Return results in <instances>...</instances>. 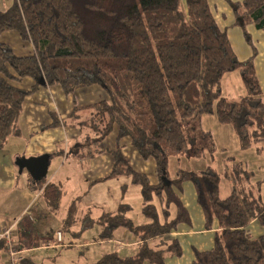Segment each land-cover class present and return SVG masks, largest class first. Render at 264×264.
I'll use <instances>...</instances> for the list:
<instances>
[{"label":"trees","instance_id":"1","mask_svg":"<svg viewBox=\"0 0 264 264\" xmlns=\"http://www.w3.org/2000/svg\"><path fill=\"white\" fill-rule=\"evenodd\" d=\"M232 4L236 23L245 31L251 23L264 30V0ZM7 30L29 41L32 52L19 55L0 42V148L10 135L20 133L24 101L40 86L58 83L69 96L98 83L109 99L74 106L71 117L88 111L81 123L89 132L73 153L85 156L91 140L104 139L117 125L118 138L129 136L144 158L156 160L160 179L153 183L120 148L111 151L114 164L102 180L129 175L140 186L147 221L130 218L129 203L104 212L95 221L101 238L112 239L118 229L127 230L136 238L135 251L105 253L91 264H166L167 253L182 256L181 241L173 234L192 222L182 197L187 181L194 185L204 229L217 224L213 245L194 247L188 264H264V233L254 236L250 231L253 221L264 223V179L253 180L254 172L230 156L224 173L233 186L222 197L221 174L215 168L179 170L174 178L167 172L171 156L201 157L216 149L212 133L202 126L205 113L235 125L242 148L264 143V99L254 58L238 57L209 0H186L184 6L181 0H13L7 9L0 8V34ZM237 69L246 92L227 97L221 80ZM27 77L34 81L30 88L21 85ZM58 123L54 115L51 125ZM62 191L54 182L45 185L50 208L59 207ZM81 200L78 196L70 204L67 230ZM84 221L94 223L89 214Z\"/></svg>","mask_w":264,"mask_h":264},{"label":"rangeland","instance_id":"2","mask_svg":"<svg viewBox=\"0 0 264 264\" xmlns=\"http://www.w3.org/2000/svg\"><path fill=\"white\" fill-rule=\"evenodd\" d=\"M185 1L181 0L183 6ZM209 1L219 25L226 29L238 57L247 59L253 56L264 99V30L251 23L247 25L245 31L239 23H236L232 1L237 0ZM12 3L13 0H0V8L7 9ZM0 42L8 43L17 54L32 52L31 43L24 40L16 30L2 32ZM29 80L32 81V78H25L21 85L27 87L26 81ZM51 86L56 87L54 89H59V105L63 112L68 107L71 109L68 113L63 114L64 120L61 124L49 126L47 130L40 131L36 136L39 141L44 137L47 138L48 143H53L55 148L62 152L58 154L60 164L67 160L58 174L64 190L61 204L57 209L50 208L40 190L31 189L33 179L28 169L25 168L20 172L15 160L12 161L13 163H8L6 155L0 151V225H10L18 220L13 229V236L22 241L25 248H30L29 251L24 252L27 258L25 264H29L28 262L33 264H91L99 260L103 254L112 251H118L122 255L131 254L135 251V247L133 245L125 246L133 240L134 236L130 232L118 229L112 239H102L100 226L95 221L104 212L116 211L120 203H129L131 208L127 215L136 223L146 222L147 218L142 212L140 186L132 183L131 177L124 174L105 183L103 180L98 186L89 187L90 173L94 175L100 170V165H93V161L94 159L98 161L100 155L103 159L105 157L113 159L111 151L120 148L129 163L137 171L148 174L150 180L157 182L160 177L156 170V160L153 157L144 158L132 145L129 136L118 138V127L115 125L111 133L104 139L91 140V145L86 146L84 151L86 152L85 156L93 154L94 159L89 158L82 162L79 155L72 153V146L86 141L89 127L85 123L82 124L81 120L85 119L82 116H87L88 111H81L79 118L71 117L77 102L75 99L72 100L71 96H68L70 98L65 96L60 84L56 83ZM220 88L222 94L227 97H238L246 92L238 69L224 74ZM82 91L84 98L80 95ZM102 91L98 83L76 89L74 95L78 96V106H81L82 102H94L96 95L99 96ZM104 92L109 99V94L105 88ZM93 93L96 94L95 97L86 99ZM202 126L212 133L216 149L213 152H206L201 157L191 154L171 156L167 164V172L170 178L176 177L179 170L201 172L208 167L215 168L221 174L220 194L222 197H226L231 193L233 183L224 172L229 167L231 161L229 157L232 156L234 160L242 161L246 168L254 172L253 180L264 179L263 142L254 144L249 148H242L235 125L220 123L215 113H205L202 116ZM59 135L61 136L58 137ZM31 140L32 138L27 139L28 142ZM56 171L57 167H51L45 179L53 177V173ZM102 188H105L107 192L103 193ZM29 192L32 195L28 198V200L30 199L28 205L33 201L31 208L36 211L37 219L32 225L23 217L24 212L22 213ZM77 195H84L85 200L75 222L66 231L64 225L68 208ZM262 195L264 196V189ZM183 198L190 210L193 224H184L180 230L187 228L197 231L181 238L182 256L167 253L166 264L190 262L193 258L194 246L210 248L213 245V242L210 241L212 234H203L198 231L204 224V214L196 201L195 188L191 181L185 183ZM86 213L94 220L90 226H88V222L82 220ZM58 231L65 232L62 242L57 241ZM250 231L254 236L263 234L264 223L258 220L253 221L250 225ZM40 237L42 239H39Z\"/></svg>","mask_w":264,"mask_h":264},{"label":"crops","instance_id":"3","mask_svg":"<svg viewBox=\"0 0 264 264\" xmlns=\"http://www.w3.org/2000/svg\"><path fill=\"white\" fill-rule=\"evenodd\" d=\"M19 55H25V54H19ZM33 82H34L33 79H32V81L31 80L26 81V84H28V86L26 87V85H24V87L30 88L32 86ZM54 88H56V87L51 86V85H48V86L42 85L26 97V99L24 101L22 113H21L19 120H18V126L20 128V133L17 135H10L7 138L5 145L2 148H0V151L3 153V155H6L8 163L9 162L13 163L14 160L16 162L17 157H20L21 155H24L26 157L40 156L42 154H49L50 155V157H49V169L51 167L54 168V166H55V167H57V171L53 173V177H50L47 180L46 179L43 180V183H37L32 178L33 183L31 185V189L36 188V189L40 190L45 201H46V199L44 197L43 188L48 183L54 182L57 185H59L63 190L62 180H61L60 176L58 177V174L61 171V169L64 167V165L67 163V160H66L65 162H62L60 164V160L58 159V154H60L62 152H60V150H58V148H55V145H53V143H48V139L45 137L41 141H39L38 137L36 136L40 131L47 130L49 126H53L51 124L54 121V115L60 121V123H58V124H61L62 121L64 120L63 114L64 113L66 114V112L68 113L69 110L71 109L70 107H68L67 110L65 112H63V110L61 109V107L59 105L60 104V99H59L60 95H59V91H58L59 89H54ZM100 88H102L103 91H102V93L99 94V96H97L95 93H93L90 97L86 98V99H89L91 97H95V95H96L95 100H93L94 102H82L80 105L85 106L88 104L98 102V101L103 100V99H107L106 94L104 92V87L102 85H100ZM83 94H84V92L82 91L80 93L82 98H84ZM65 96L67 98H70L66 94H65ZM69 96H71L73 98L72 100L75 99V101L77 102V105L79 104L78 96L76 94L75 95L74 94L69 95ZM58 124H55V125H58ZM61 135H62V131H61ZM61 135H59L58 137H60ZM28 138H32V140L28 142L27 141ZM75 145H78V144H74L72 146V150H73V147ZM72 153H73V151H72ZM79 158L82 162H84V160H87L89 158H92V160H93L94 156L92 154L89 156H81V157L79 156ZM99 158L100 159H98V161H96L97 159H94L93 165H97V166L100 165V170H99V172H97L94 175L92 173H90V179H91L90 181L91 182H89V187L98 186L100 184V182L103 181L102 177L107 175L113 167V164H114L113 159H110L109 157H105V159H103V157H101V155ZM49 169H48V173H49ZM115 178H110V179H107L103 182L105 183L106 181H111V180H114ZM149 178H150V176H149ZM54 179H57V180H54ZM151 182H153V181L151 180ZM157 182H153V183H157ZM101 190L103 193L107 192V190H105V188H102ZM63 193H64V190L62 191V197H63ZM30 195H32V194H30V192H29L27 194L26 201L24 202L22 213L26 212L25 214L23 213V217H25L27 219V221L32 225L36 222L37 219H36V211L31 208L33 205V201L30 202V204H29L30 206L28 205V203L30 201V199L28 200V198ZM78 196H82V200H81V206L79 208V212L77 215H79L81 207H82V203L85 200L84 195H77L75 198H77ZM75 198H73V200ZM61 200H62V198H61ZM183 200H184V198H183ZM184 202H185V200H184ZM60 204H61V202H60ZM47 205H48V203H47ZM69 207H70V205H69ZM68 212H69V208H68ZM189 212H190V210H189ZM85 215L82 218L83 221L85 220ZM190 216H191V213H190ZM67 217H68V215H67ZM67 217H66V219H67ZM66 219H65V222H66ZM191 220H192L191 224H193L192 216H191ZM12 224H10V225H12ZM10 225L4 224V225H0V226H10ZM64 227H65V225H64ZM64 229L66 231H68L66 228H64ZM216 229H217V224H215L214 228L210 229V230L204 229V224H203V226L198 231L203 233V234H212V240L210 239V241L213 242L214 241V232ZM196 231L197 230H191V229L188 230L187 228H185V229H182L178 232H175L173 235L179 237V239L181 241L182 237H185L188 234H193V232H196ZM62 233H63V237H62V240H63L65 232L62 231ZM125 234H126V232H125ZM39 239H42V237H40ZM16 240L18 241V243H20L21 247H23L25 249V252L30 250V248H25L23 246L22 241H20L19 239H16ZM212 242H209V243H212ZM135 243H136V238L133 237V240L130 243L125 244V246L128 247L130 245H134ZM202 243H204V242H202ZM194 247L199 248L197 246H194ZM199 249H207V248H199ZM193 258H194V250H193ZM193 258L191 259V261L193 260ZM26 259L27 258L24 257V260H26ZM190 262L182 263V264H188Z\"/></svg>","mask_w":264,"mask_h":264},{"label":"built area","instance_id":"4","mask_svg":"<svg viewBox=\"0 0 264 264\" xmlns=\"http://www.w3.org/2000/svg\"><path fill=\"white\" fill-rule=\"evenodd\" d=\"M16 220L10 226H0V264H22L25 249L13 236ZM62 231L57 232V241L62 242Z\"/></svg>","mask_w":264,"mask_h":264},{"label":"water","instance_id":"5","mask_svg":"<svg viewBox=\"0 0 264 264\" xmlns=\"http://www.w3.org/2000/svg\"><path fill=\"white\" fill-rule=\"evenodd\" d=\"M49 157V154L31 157L20 156L17 157L16 164L18 165L20 172L26 168L35 181H40L48 174Z\"/></svg>","mask_w":264,"mask_h":264}]
</instances>
